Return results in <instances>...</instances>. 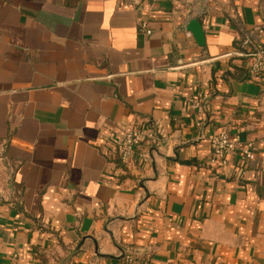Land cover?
<instances>
[{"label": "crops", "instance_id": "0c3cea01", "mask_svg": "<svg viewBox=\"0 0 264 264\" xmlns=\"http://www.w3.org/2000/svg\"><path fill=\"white\" fill-rule=\"evenodd\" d=\"M257 29L264 0H0V264H264ZM137 122L163 139L128 168L110 149ZM222 130L256 148L244 177L210 163Z\"/></svg>", "mask_w": 264, "mask_h": 264}, {"label": "built area", "instance_id": "2783aa9c", "mask_svg": "<svg viewBox=\"0 0 264 264\" xmlns=\"http://www.w3.org/2000/svg\"><path fill=\"white\" fill-rule=\"evenodd\" d=\"M139 29L146 35H152L149 23L140 21ZM263 29L244 32V45L239 51V56L248 62V79L258 80L264 76V44L261 42ZM191 109L202 111V99L192 97ZM161 133L154 127H146L142 123L133 124L125 135L115 142L110 149V156L120 160L124 167L133 166V156L138 155V162L144 166L150 162L151 149L162 144ZM212 149L210 163L213 167L224 168L228 164V156H237L243 164L240 175H246L247 165L256 159V148L253 143L243 147L239 146L238 139L233 137L229 131L222 130L209 138ZM152 258L137 259L133 253L127 252L122 256L121 264H151Z\"/></svg>", "mask_w": 264, "mask_h": 264}, {"label": "water", "instance_id": "95a60500", "mask_svg": "<svg viewBox=\"0 0 264 264\" xmlns=\"http://www.w3.org/2000/svg\"><path fill=\"white\" fill-rule=\"evenodd\" d=\"M187 30L194 36L198 45H206L205 32L200 21L197 19H192L189 21Z\"/></svg>", "mask_w": 264, "mask_h": 264}, {"label": "trees", "instance_id": "16d2710c", "mask_svg": "<svg viewBox=\"0 0 264 264\" xmlns=\"http://www.w3.org/2000/svg\"><path fill=\"white\" fill-rule=\"evenodd\" d=\"M244 45V34L243 39L239 42V49L242 50V46Z\"/></svg>", "mask_w": 264, "mask_h": 264}]
</instances>
